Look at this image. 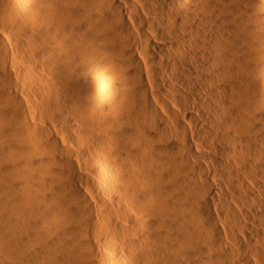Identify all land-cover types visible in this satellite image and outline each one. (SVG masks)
<instances>
[{"label": "bare ground", "instance_id": "bare-ground-1", "mask_svg": "<svg viewBox=\"0 0 264 264\" xmlns=\"http://www.w3.org/2000/svg\"><path fill=\"white\" fill-rule=\"evenodd\" d=\"M0 264H264V0H0Z\"/></svg>", "mask_w": 264, "mask_h": 264}]
</instances>
